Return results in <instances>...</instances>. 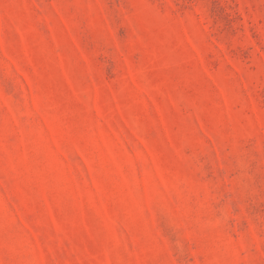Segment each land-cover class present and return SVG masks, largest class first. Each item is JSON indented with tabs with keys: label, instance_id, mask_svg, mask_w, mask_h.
Masks as SVG:
<instances>
[{
	"label": "rangeland",
	"instance_id": "1",
	"mask_svg": "<svg viewBox=\"0 0 264 264\" xmlns=\"http://www.w3.org/2000/svg\"><path fill=\"white\" fill-rule=\"evenodd\" d=\"M0 264H264V0H0Z\"/></svg>",
	"mask_w": 264,
	"mask_h": 264
}]
</instances>
